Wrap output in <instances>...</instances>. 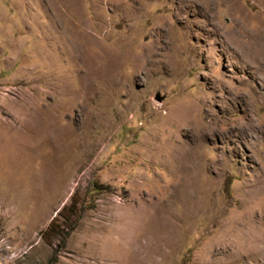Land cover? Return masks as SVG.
<instances>
[{
	"label": "rangeland",
	"instance_id": "obj_1",
	"mask_svg": "<svg viewBox=\"0 0 264 264\" xmlns=\"http://www.w3.org/2000/svg\"><path fill=\"white\" fill-rule=\"evenodd\" d=\"M0 264H264V0H0Z\"/></svg>",
	"mask_w": 264,
	"mask_h": 264
},
{
	"label": "bare ground",
	"instance_id": "obj_2",
	"mask_svg": "<svg viewBox=\"0 0 264 264\" xmlns=\"http://www.w3.org/2000/svg\"><path fill=\"white\" fill-rule=\"evenodd\" d=\"M185 116V115H184Z\"/></svg>",
	"mask_w": 264,
	"mask_h": 264
}]
</instances>
